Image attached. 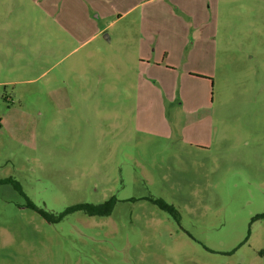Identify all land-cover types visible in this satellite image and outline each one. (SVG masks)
<instances>
[{"label": "rangeland", "instance_id": "rangeland-1", "mask_svg": "<svg viewBox=\"0 0 264 264\" xmlns=\"http://www.w3.org/2000/svg\"><path fill=\"white\" fill-rule=\"evenodd\" d=\"M41 1L60 26L34 0H0V264H264V0L125 16L137 0ZM172 12L205 23L200 48L183 64L168 50L176 70L146 84L145 41L167 51ZM103 27L111 40H86ZM200 93L216 108L210 152L160 115ZM112 197L109 214L71 209Z\"/></svg>", "mask_w": 264, "mask_h": 264}, {"label": "crops", "instance_id": "crops-1", "mask_svg": "<svg viewBox=\"0 0 264 264\" xmlns=\"http://www.w3.org/2000/svg\"><path fill=\"white\" fill-rule=\"evenodd\" d=\"M35 3L40 6V9L43 13L49 15L52 20L60 26V16L54 9L53 13L49 12L51 11V7L46 8L44 3L41 0H34ZM87 0H81V2H85ZM156 2L160 0H137L134 2L131 6L124 9V11L121 13L120 16L128 15L132 10L136 9L140 3L143 2ZM89 1H87L88 3ZM55 4V2H53ZM85 6V14H86V20L84 24V27L87 26V23L92 19V12L87 11L86 5ZM179 5H173V8L178 9ZM56 12V13H55ZM173 15L178 17L177 20L173 21V23L170 25L172 28V31L169 33V39L168 45L166 47L167 51L160 50L159 54L154 46L155 44L163 43V38L160 35H157L153 39H149L148 41H145L144 44V55L140 58L141 63L139 64L138 68L139 73L143 72L146 80V84L148 82H151L153 85L160 82L157 76L154 74L157 72L155 70L163 69L165 68L166 71L172 72L176 70L175 65H169L167 61H165V58L167 59V56L169 54L168 50H174L175 53L180 54V64H183V57L182 55L184 53H188L190 55H197V48L198 42H200L203 38L204 29L203 26H205V23L202 22L201 19L197 18L198 21L193 17L190 20L186 19L184 16L180 17V15L175 14L172 12ZM189 18L192 17V15H187ZM186 16V17H187ZM99 17V16H98ZM76 21V19L74 20ZM60 23V24H59ZM69 26V25H68ZM185 27V28H182ZM68 29L69 33H72L76 35L75 29H70L68 27H65ZM185 29L189 34H185L184 36H179L178 30L179 29ZM72 30V31H71ZM193 30L196 35L190 36V32ZM103 34V36L107 40H111L110 34H108L105 27L95 30L90 37H88L86 40L96 36V35ZM85 40V41H86ZM147 46H150V52L147 51ZM147 58V59H146ZM161 60V61H160ZM164 66V67H163ZM170 66H174L175 68H172ZM179 67V66H178ZM198 74L204 77H200L203 79L206 84H204V90H207L208 82L212 83V78H208L206 76H209L210 74L206 71H198ZM153 80V81H152ZM168 89H171V91H175L176 86L178 85L176 83V80L171 84L170 82L166 83L165 85H168ZM180 85V82H179ZM176 94H173L171 98H168L166 102L163 100V102L160 104V106H163V110H160V115L162 114L164 118L169 122L170 124V135H176L181 142H183L186 145L195 146L196 148H200V150L205 151H211L213 143L215 142V132L217 130V125L215 124V116H216V108L214 105V102H209L208 99H205V96L207 95L205 93H200L196 96V101H177V98H175ZM217 118V117H216ZM209 124L208 127L205 126V124ZM182 143V144H183Z\"/></svg>", "mask_w": 264, "mask_h": 264}, {"label": "trees", "instance_id": "trees-1", "mask_svg": "<svg viewBox=\"0 0 264 264\" xmlns=\"http://www.w3.org/2000/svg\"><path fill=\"white\" fill-rule=\"evenodd\" d=\"M115 202V198L112 197L109 200L105 201L103 204H99V205H94V204H90V203H80L77 205L72 206L71 209H82L88 213L91 214H109L111 212L112 206ZM161 206L164 208V205L161 204ZM167 209V208H166ZM169 209V208H168ZM38 211L45 217V218H50L49 214L42 209H38Z\"/></svg>", "mask_w": 264, "mask_h": 264}]
</instances>
